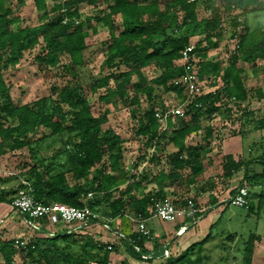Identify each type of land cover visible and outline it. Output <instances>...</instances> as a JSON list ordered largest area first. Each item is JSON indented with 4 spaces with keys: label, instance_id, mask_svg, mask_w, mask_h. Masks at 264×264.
I'll list each match as a JSON object with an SVG mask.
<instances>
[{
    "label": "trees",
    "instance_id": "obj_1",
    "mask_svg": "<svg viewBox=\"0 0 264 264\" xmlns=\"http://www.w3.org/2000/svg\"><path fill=\"white\" fill-rule=\"evenodd\" d=\"M25 1L0 0V158L28 149L32 164L18 176L20 181L15 187L2 188L12 178H0V204L12 207L21 191L30 190L34 200L43 204L89 207L112 221L130 213L136 220H148L154 203L166 199L161 189L147 191L149 184L161 188L165 181L180 183L184 193L174 202L179 206L190 200L196 204L192 185L207 179L227 180L243 170L238 187L222 204H232L237 190L246 187L247 209L255 212L251 192L264 186V171L254 170L255 164H264L263 142L248 146L250 154L258 147L262 150L255 158L236 161L232 155L212 154L217 148L213 144L215 133L203 121L222 114V105L227 101L225 113L229 118L239 115L243 142L250 134L264 131V117L248 107L252 90H247L245 80L249 72L238 65H251V73L256 75L260 63H264V23L254 26L249 21L264 13V0H52L51 6L48 0H33L42 23L14 30L13 26L22 20L13 4L22 7ZM83 4L100 10L85 17L81 13ZM201 9L207 13L203 18L199 15ZM98 24L107 27L109 39L104 43L101 72L90 76L86 86L82 80V70L88 67L85 53L92 46L88 40L90 30L96 33ZM228 26L235 48L224 62L219 56L212 58L211 53L220 49ZM191 44L198 59V80L210 76L214 83L222 82L215 91L190 92L176 84L188 73L181 59ZM37 48L34 59L44 77L69 76L71 80L64 86H52L48 96L20 105L12 97L4 71L17 68L25 54ZM148 71H153L152 78L147 76ZM87 91L92 96L99 94L98 101L107 106L136 107L131 109V117L137 121L135 134L145 141L135 169L142 163L161 169L165 161L168 170L130 174L125 164L124 139L113 128H105L110 110L95 115ZM254 91L259 100L264 99L261 89ZM169 94L184 106L183 116L171 115L162 123L157 114L172 107L165 101ZM142 97L148 103L144 109L140 107ZM200 131L204 133L202 141L188 144V139ZM168 147L174 150L167 152ZM209 200L211 205L219 204L213 195ZM204 214L197 213L196 219ZM34 223L39 230L30 227L33 237L23 246L21 240L0 236L4 264H18V254L21 264H111V255L118 251L114 244L101 242L87 232L89 226L99 222L79 227L65 224L64 229L54 232L51 228L58 224L47 219ZM101 224L123 236L128 258L120 264H133L131 260L151 263L165 255L167 248L158 242L153 241L152 251L146 248V243L153 240L151 232L125 234L113 229L111 222ZM217 224L211 225L204 239L169 256L164 264H253L256 244L262 237L251 232L241 242L237 233H229L225 242L216 243L221 250L217 256L210 246ZM238 252L240 261L235 256Z\"/></svg>",
    "mask_w": 264,
    "mask_h": 264
},
{
    "label": "rangeland",
    "instance_id": "obj_2",
    "mask_svg": "<svg viewBox=\"0 0 264 264\" xmlns=\"http://www.w3.org/2000/svg\"><path fill=\"white\" fill-rule=\"evenodd\" d=\"M48 2L50 6L53 4L52 0H48ZM13 8L15 10V13L19 14L22 20L21 23L13 26L14 30L24 26H37L42 23V21L40 20L41 14L36 10L33 0H26L24 6L22 7H20L17 3H14ZM99 10L100 7L94 8L93 6L88 4H83L81 6V13L85 17L96 15ZM199 15L200 18H203L207 15V13L201 9L199 10ZM118 19L119 17L115 18L116 21ZM249 21L254 26L263 24L264 13L260 14L259 17H256L255 19H252L250 17ZM95 27L97 28V32L94 33L92 30H90V36L88 38V40L92 42V46L85 53L88 67L82 70L83 76L81 75L82 80L85 82V85L88 83V79L90 78V76H97L100 74L101 67L105 58L104 43L109 39V32L107 27H105L103 24H98ZM230 33L231 28H229L228 26L227 34L223 42L221 43L220 49L217 51L218 53H211L212 58L219 56L221 60L227 62L235 48V41L230 39ZM193 40V42H195L197 38H194ZM38 52L39 48L32 52L26 53L17 68H10L4 71L5 79L11 88L12 97L17 104H27L44 96H48L51 94L52 86H64L68 81L71 80L69 76L65 78L55 76L51 78L44 77V71L38 66L34 59L35 55ZM63 62H65V60ZM238 65L239 67H244L249 72L248 77L245 80L247 90H252V97L249 99L248 107L258 112L260 116L264 117V99L259 100L254 91L255 89L259 88L264 92V63H260V70L256 75H252L251 65H248L244 62H239ZM147 76L149 78H152L153 71H148ZM220 86H222L221 81H217V83H214L212 77L208 76L199 82V93H208L211 91H215ZM158 93L161 92L159 91ZM87 94L90 98V102L92 104L93 112L95 115L102 114L106 109L110 110L108 123L105 125V128H113L124 139L125 164L129 173L142 174L143 171L156 173V168L149 166L147 163L140 164L138 169H135L134 167V164H136V161L140 156V147L145 141L144 138L137 137L135 134V131L137 129V121L131 117V109H136V107L131 105L122 107L120 104L116 107L107 106L98 101L99 94L92 96L88 91ZM165 101L168 105L172 106L171 108L180 107L183 110L184 106L179 104L174 95H167ZM226 102L227 101H225L222 105V114H217L212 120H204L203 125H209L225 130L227 129L226 134L237 136L239 135L240 130V122L238 120L239 115L235 113L233 117L229 118V115L225 113V109L227 108ZM147 105V99L145 97H142L140 107L144 109L147 107ZM219 134L224 137L223 133ZM219 134L217 133L218 136L216 141L214 142V146L217 148H220V143H222V138L219 137ZM252 135V137L250 136L246 139L245 142H243V149L245 152L244 155L247 158L248 156L251 158H255L262 153V150L258 147L254 151V153L250 154L249 150L247 151L249 145L254 142L261 141L264 145V131L253 133ZM191 138L195 141V137L192 136ZM173 150L174 149L172 147H168L166 151L171 152ZM152 151L153 150H150L149 152ZM31 164L32 159L30 158L28 149H23L21 151L11 153L0 158V178H12V180L8 184H3L1 185V187H15L18 184V181H20V178L18 176H20V174L24 172V170H26ZM254 170L258 173L263 172L264 164H255ZM14 177L16 178L13 179ZM238 185L239 182L234 184L230 183L228 180H223L220 186L221 190L217 191L218 196L220 198L229 200L230 192L238 187ZM149 187L153 188L150 185ZM261 194H263L262 197L260 196ZM200 196L196 195L194 197L196 199V208L200 212H202V210L207 208L211 203L210 200L205 197V199L203 200V202L205 203L200 205L197 199V197ZM251 201L255 209V212L252 213H250L247 208H238L233 204H230L228 206H226L225 204H220L214 207L209 212L205 210V214L201 218H199V220L202 219L200 229L202 231H205V233L198 241L204 239L208 235L211 225L218 222L216 227L213 229L214 240L210 244V246L214 250V253H217V256H219L221 250L220 247L216 246V243L225 242V239L229 233H237L238 239L242 242V240L246 239L251 232H255L262 237V241L256 244L257 249L255 253V264H264V186L262 188H254L252 190ZM17 216H20L17 211H9L6 218V220H9V222L5 223V220L3 222L0 221V236L4 240H21L23 245H25L32 239L33 233L30 231V227L28 226V224L24 223V221ZM127 217L131 222V225L137 226L136 218L134 217L133 213H130L129 215H127ZM166 223H163L162 221L157 219L159 228L161 226L166 227ZM185 223H188L189 225L193 224L192 221L188 220H185ZM60 225H65V223H60L56 225L55 228L52 227L51 232L59 231L58 227ZM18 250L20 249L18 248ZM169 256H171V254L164 255L162 257L161 264H164ZM235 256L239 258V261L242 258L240 252L236 253ZM116 260L117 261L115 262L114 259L113 263L111 262V264H120L119 258ZM15 261L18 264L22 263L21 254L15 256ZM0 264H4L2 256H0Z\"/></svg>",
    "mask_w": 264,
    "mask_h": 264
},
{
    "label": "crops",
    "instance_id": "obj_3",
    "mask_svg": "<svg viewBox=\"0 0 264 264\" xmlns=\"http://www.w3.org/2000/svg\"><path fill=\"white\" fill-rule=\"evenodd\" d=\"M211 127L213 128L214 133H215L214 134V140L217 139V136H218L217 133L218 134L219 133L224 134V137H222L221 134H219V137L222 138V143H220V148L219 147L215 148V150L212 154L221 153L223 155H232L236 161L243 159V158H246V156L244 155L245 152L243 149V140H242V137L240 135L231 136V135L226 134L227 129L225 130V129L215 128L213 126H211ZM203 136H204V133L202 131H200L199 133L193 135V137H195V141L192 140V138H189L187 143L192 144V145L197 144V143L202 141ZM250 136L252 137L253 135L250 134L248 136V138ZM160 170H163V171L168 170V166L166 165L165 161H163L161 169H160V167L155 169V171H156L155 174H157ZM243 175H244V171L242 170V171L234 174L232 178L227 179V180L230 183L235 184V183L240 182L242 180ZM223 180H225V179L214 178V179H207L204 181H200L199 183H196V184L191 186L192 195L193 196H196V195L200 196L201 195L200 197H197L198 203L200 205L205 203V202H203L205 197L210 199V196L213 195L214 197H216L219 200V204H217V205H220L223 202L227 201V199H225V198H220L218 196V193H217L218 190H221L220 186H221V183ZM227 180H225V181H227ZM149 185L152 186L153 188L149 187ZM149 185H148L147 191H159L161 189L162 192L166 195V198H169V199H175L177 197V195H182L184 193L183 192L184 186L180 183H177V182L165 181L162 183L161 188H159V186L156 183H152ZM227 185H228V183H227ZM226 187H228V186H226ZM258 188H261V187H258ZM202 191H205V193H201ZM217 205H211L210 204L207 208L203 209L202 212H204L205 210H207V212H209L214 207H216ZM9 211L12 212V211H14V209L9 205L0 204V221L1 222H3L4 220H5V223L9 222V220H6L7 213H9ZM17 217L22 219L24 221V223L27 224L25 217H23V216H17ZM201 220L202 219H200V220L198 219L197 222L195 223V225L194 224L189 225L188 223H185L181 220H178L176 222H170V223L165 222L167 224V226L166 227L161 226L159 228V226L157 224V219L151 216L147 220L146 223H147V227L149 228V230L152 234L153 240L146 243V248L149 249L150 251H152L154 248L153 241H155V242H158L159 244H161L163 249H165V247H166L168 254L177 255V254L181 253L189 245H191L194 242H197L201 238V236L205 233V231H202L200 229V226L202 224ZM111 226L113 229H117L119 231H125L124 232L125 234H131L133 232L138 231V225L137 226L131 225V222L129 221L127 216L111 221ZM183 227H186V230L184 231V233L179 234V230H181ZM62 229H64V225H60L58 227L59 231H61ZM87 232L89 234H92V235H94V232H95L94 236L97 240L104 242V243L114 244L115 246H117V250H118L117 253H113L111 255V262L112 263H113L114 259L116 262L117 261L116 259L119 258V261L121 263L122 261H124L128 258L127 254L125 252V249H124L122 238H121L123 236L117 234L116 232H113L106 225L96 224V225L89 226L87 229ZM161 250H159V251L161 252ZM255 257H256V255H255ZM255 257H254L253 264L256 263ZM131 262L133 264H161L162 263V256H160V258L158 257V259H155L151 263H145V262L141 263V262H136L134 260H131Z\"/></svg>",
    "mask_w": 264,
    "mask_h": 264
},
{
    "label": "built area",
    "instance_id": "obj_4",
    "mask_svg": "<svg viewBox=\"0 0 264 264\" xmlns=\"http://www.w3.org/2000/svg\"><path fill=\"white\" fill-rule=\"evenodd\" d=\"M194 44H191L183 52L181 64L186 67L187 74L181 76L176 84H181L187 87L190 92L199 93V80L195 72L196 62L198 61L194 53ZM171 115L183 116L182 109L180 107L168 109L164 114L161 112L157 114L160 122L164 123L166 118ZM91 195H89L90 197ZM232 204L238 208L248 207V189L241 187L237 190L236 194L231 199ZM12 207L17 210L23 216H26V221L29 227L34 230H39V226L34 223V220L47 219L52 224H72L75 226H81L83 224H89L92 222L101 221L109 223L112 219L102 217L98 213L93 212L89 207L76 208L67 206L60 203L43 204L36 202L31 194V191H21L18 196L15 197ZM200 211L196 208L193 201H188L187 205L179 206L173 199L166 198L162 201H157L151 208L152 217L162 222H176L181 220L192 221L196 223V214ZM138 225V232L149 235L150 230L147 227V220H136ZM186 227L179 230V234L184 233ZM20 245H23L21 243ZM166 248V247H165ZM167 249L165 250V255Z\"/></svg>",
    "mask_w": 264,
    "mask_h": 264
}]
</instances>
